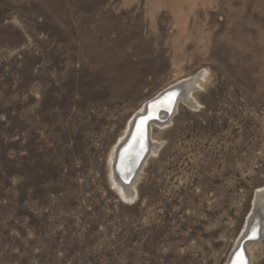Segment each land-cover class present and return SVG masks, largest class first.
I'll return each mask as SVG.
<instances>
[{
    "label": "rangeland",
    "instance_id": "rangeland-1",
    "mask_svg": "<svg viewBox=\"0 0 264 264\" xmlns=\"http://www.w3.org/2000/svg\"><path fill=\"white\" fill-rule=\"evenodd\" d=\"M201 73L126 202L135 112ZM260 190L264 0H0V264H227Z\"/></svg>",
    "mask_w": 264,
    "mask_h": 264
},
{
    "label": "bare ground",
    "instance_id": "bare-ground-1",
    "mask_svg": "<svg viewBox=\"0 0 264 264\" xmlns=\"http://www.w3.org/2000/svg\"><path fill=\"white\" fill-rule=\"evenodd\" d=\"M192 77V76H191ZM186 78L185 80L178 82L176 84H173L169 87L172 89L178 88L177 92H171L168 94L167 97H165L163 100L159 101V103L156 104L155 107L151 108L149 110L151 117H156L158 119L151 121L148 125V131L149 133L147 135L142 134L143 131H145V126L147 121L150 119L143 118L139 119V117H144L146 112V107L148 103H151L155 101L153 100L148 101L147 103L143 104L137 112H135L133 118L131 119L128 128L124 134V136L120 139V144L117 145L115 150L113 151L111 155V161H110V178L111 181L114 184V187L117 189V192L120 196H122L126 202H131L135 199L137 196V190L136 185L140 180V176L142 173V169L148 160L149 157L155 155L160 150L159 144H152L149 146V150L147 152V156L145 160L143 161L140 170L138 171L137 175L133 179V181L126 185L124 182L128 181V178L132 176V171L138 167L139 160L141 156L145 154V149L147 148V140H152L151 137V130L153 125H158L160 128H164L167 126V124L171 121L173 116L176 114L178 107L181 103H185L187 106H189L192 109H198L199 103L191 96L192 91H197L203 87V83L206 81V77L204 74H199L198 76L194 78ZM191 78V82L187 84L185 87L186 94L181 95L179 99H177L175 103V97L174 94H178L180 92V89L182 88L181 85L187 80ZM168 89V88H166ZM190 92V94H189ZM193 95V94H192ZM164 109L166 111L160 113V110ZM138 121V122H137ZM135 128V131H134ZM134 131V133H133ZM142 132V133H141ZM133 134L131 141L127 144V147L125 149V153L121 157L120 166L124 169H120V176L122 179H120L116 173H114V164L117 157V153L120 148L125 145V143L128 141L129 137ZM138 135L137 141L133 140L134 137ZM150 142V141H149ZM130 179V178H129ZM124 180V182H123ZM258 210V213H257ZM257 213V214H256ZM255 215V216H254ZM255 217V218H253ZM247 226L244 229L243 235L241 236V239L239 240L236 248L233 250L229 261L227 264H250V259L253 256L252 248H250L252 245H257L263 238H264V191H259L256 195V199L254 202V208L251 213V216L249 219H247ZM254 220V223L251 224ZM261 236L260 238H258ZM248 238H252L250 241H246Z\"/></svg>",
    "mask_w": 264,
    "mask_h": 264
},
{
    "label": "water",
    "instance_id": "water-1",
    "mask_svg": "<svg viewBox=\"0 0 264 264\" xmlns=\"http://www.w3.org/2000/svg\"><path fill=\"white\" fill-rule=\"evenodd\" d=\"M197 76V75H196ZM191 82V78L190 79H187L184 83H183V85H181L182 86V88L180 89V92L178 93V94H174V97L176 98L175 99V103H176V101H177V99H179V97H181V95H185L186 94V91H185V87L184 86H186L187 84H189ZM168 90H171V87H169L168 89H165V90H163L158 96H156L155 97V101H153V102H151V103H148L147 104V109H146V112H147V114L144 116V117H139L138 118V120L139 119H143V118H148V117H150V119L147 121V123H146V126H145V131H143V133L142 134H145V135H147L148 133H149V131H148V125H149V123L151 122V121H154V120H156V119H158V118H156V117H151L150 116V112H149V110L151 109V108H153V107H155L156 106V104L157 103H159V101H161V100H163L165 97H167L168 96V94H170L171 92L173 93V92H177V90H179V87L178 88H175V89H172L171 90V92L169 91L168 92ZM164 111H166V110H164V109H161L160 110V113H162V112H164ZM138 122V121H137ZM134 131H135V128H134ZM134 131H133V133H134ZM132 136H133V134L131 135V137H129V139H128V141L125 143V145H123V147L122 148H120L119 149V151H118V153H117V157H116V160H115V164H114V173H116V175L120 178V179H122L121 178V174H120V169L122 168L121 166H120V161H121V157H122V155L125 153V149H126V147H127V144L129 143V141H131V138H132ZM137 139H138V135L136 136V137H134V139L133 140H135V141H137ZM151 145V142H149V140H147V148L145 149V154L143 155V156H141V158H140V160H139V165H138V167L137 168H135L133 171H132V176L131 177H129L128 178V181H126V182H124V180H123V182H124V184H126V185H128V184H130L132 181H133V179L135 178V176L137 175V173H138V171L140 170V167H141V165H142V163H143V161L145 160V158H146V156H147V152H148V150H149V146ZM122 169H124L125 170V167H123ZM257 213H258V210H257ZM256 213V214H257ZM255 216V215H254ZM253 218H255V217H253ZM254 223V220H253V222L251 223V224H253ZM261 236H259L258 238H260ZM250 240H252V238H248L246 241H250Z\"/></svg>",
    "mask_w": 264,
    "mask_h": 264
}]
</instances>
